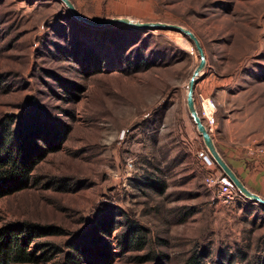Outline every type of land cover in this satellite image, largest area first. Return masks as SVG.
Returning <instances> with one entry per match:
<instances>
[{
    "label": "rangeland",
    "instance_id": "1",
    "mask_svg": "<svg viewBox=\"0 0 264 264\" xmlns=\"http://www.w3.org/2000/svg\"><path fill=\"white\" fill-rule=\"evenodd\" d=\"M71 1L91 21L192 31L207 56L195 100L198 112L203 98L217 105L219 152L263 165L264 0ZM198 64L180 33L95 27L53 0H0V132L34 126L38 144L54 127L67 135L29 187L0 199V239L15 233L29 258L8 264H70L76 249L78 264H264V209L222 206L205 186L203 156L214 160L186 104Z\"/></svg>",
    "mask_w": 264,
    "mask_h": 264
},
{
    "label": "trees",
    "instance_id": "2",
    "mask_svg": "<svg viewBox=\"0 0 264 264\" xmlns=\"http://www.w3.org/2000/svg\"><path fill=\"white\" fill-rule=\"evenodd\" d=\"M53 130L51 133L53 138L49 140L48 144L32 142L34 139H43L40 136L39 129H35L34 126L25 130V134L21 132L19 135H16L9 132L10 134L8 135L5 130L0 132V199L29 187L32 175L40 162L49 153L56 152L62 147L66 140V132L62 131L61 128L58 129V127H54ZM46 140L48 139L45 138L43 141ZM149 181V184L159 191V193L164 194L166 192L167 184L165 182L151 178H149ZM29 229L27 240L32 243L39 236L36 235L35 230L33 231V227H29ZM1 236L0 241L2 240V242L0 248L2 249V260H0V264L29 262L25 247L21 246L19 237L15 233L5 231L1 233ZM6 247L7 250L5 251L4 248ZM76 252L77 254L70 258V264H78V255L81 253V250L77 251L76 249ZM193 264L198 263L194 262Z\"/></svg>",
    "mask_w": 264,
    "mask_h": 264
},
{
    "label": "water",
    "instance_id": "3",
    "mask_svg": "<svg viewBox=\"0 0 264 264\" xmlns=\"http://www.w3.org/2000/svg\"><path fill=\"white\" fill-rule=\"evenodd\" d=\"M53 1L63 3L77 20L95 27L126 26L144 32L154 30L173 31L176 33H180L186 38H188L194 44V47L199 57V64L194 70V73L190 78V81L187 86L186 104L190 118L194 122L197 128V132L202 138L203 143L205 144L209 154L219 167L220 171L224 174V176L229 179V181L236 187L240 195H242L245 199L264 207V198L259 194L251 191L245 185L239 175L234 171V169L230 166V164L226 161V159H224V157L219 152L218 147L216 146L214 138L208 132L202 118L200 117L195 100V88L197 86L199 78L201 77L207 66V56L201 41L192 31L180 25L162 22L142 23L131 19H111L103 22L91 21L78 12L76 6L71 0Z\"/></svg>",
    "mask_w": 264,
    "mask_h": 264
},
{
    "label": "built area",
    "instance_id": "4",
    "mask_svg": "<svg viewBox=\"0 0 264 264\" xmlns=\"http://www.w3.org/2000/svg\"><path fill=\"white\" fill-rule=\"evenodd\" d=\"M200 105V117L202 118L208 132L212 135L215 133L217 127V105L213 100L208 98H203ZM260 154L264 155V150H262ZM203 157L210 167L209 174L205 178V186L213 192L214 197L219 204L222 206H231L237 202H249V200L240 195L236 187L220 170L214 169L215 164L209 156Z\"/></svg>",
    "mask_w": 264,
    "mask_h": 264
},
{
    "label": "crops",
    "instance_id": "5",
    "mask_svg": "<svg viewBox=\"0 0 264 264\" xmlns=\"http://www.w3.org/2000/svg\"><path fill=\"white\" fill-rule=\"evenodd\" d=\"M214 140L215 143L218 144V138L215 137ZM226 161H228V163L236 173L238 172L240 176H242V179L244 180L245 184H247L248 188L254 190L255 193L264 197V163L263 165L260 164L259 162L251 165L249 164L245 165L242 161L237 159H233V161L232 160L229 161L228 159H226ZM248 162H251V160L248 159ZM211 193L213 194L212 191ZM243 203H245L246 206L258 205L254 202H243ZM260 207L264 209V207L262 206Z\"/></svg>",
    "mask_w": 264,
    "mask_h": 264
}]
</instances>
